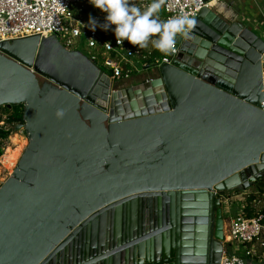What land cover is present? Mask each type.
I'll return each instance as SVG.
<instances>
[{"label": "water", "instance_id": "water-1", "mask_svg": "<svg viewBox=\"0 0 264 264\" xmlns=\"http://www.w3.org/2000/svg\"><path fill=\"white\" fill-rule=\"evenodd\" d=\"M262 14L204 8L122 87L57 36L0 43V107L23 106L29 141L0 183V264H220V196L264 179Z\"/></svg>", "mask_w": 264, "mask_h": 264}, {"label": "built area", "instance_id": "built-area-1", "mask_svg": "<svg viewBox=\"0 0 264 264\" xmlns=\"http://www.w3.org/2000/svg\"><path fill=\"white\" fill-rule=\"evenodd\" d=\"M87 0H0V43L11 42L34 36H57L61 44L68 50L74 51L86 46L85 54L94 64L110 73L115 80L130 79L137 71L133 65L134 58L139 56L146 71L171 64L178 54L179 43L184 37L178 34L176 51L165 55L161 62L152 59V54L144 55L128 43L117 44L116 38L97 28L92 31L86 23L76 17H70L72 8L81 6ZM222 0H161V9L165 21L181 15L194 21L188 28H193L204 8H211ZM264 27V23H263ZM264 40V31H262ZM111 45V47L109 46ZM264 75V53L262 55ZM264 111V83H263ZM3 128V125H0ZM4 129V128H3ZM4 131H9L4 129ZM5 139L0 138V149L3 155L6 150L2 147ZM0 156V158L2 157ZM231 194V191L221 197L223 207L228 214L234 211L224 228L223 253L220 264H233L235 257L241 264H261L264 262V211H254V201L257 195L242 190ZM218 197V193L215 192ZM249 212H253L252 216Z\"/></svg>", "mask_w": 264, "mask_h": 264}, {"label": "clouds", "instance_id": "clouds-1", "mask_svg": "<svg viewBox=\"0 0 264 264\" xmlns=\"http://www.w3.org/2000/svg\"><path fill=\"white\" fill-rule=\"evenodd\" d=\"M89 3L106 14L103 24H98L90 17L88 25L92 26V31L97 27L105 32L113 30L117 44H123L127 40L133 46L144 48L151 42L152 46L164 55L176 51V36L180 34L187 38L188 28L194 23L183 15L161 22L158 18L161 0H152L144 10L130 0H89ZM109 46L111 47L110 44ZM233 264L241 262L234 257Z\"/></svg>", "mask_w": 264, "mask_h": 264}, {"label": "rangeland", "instance_id": "rangeland-1", "mask_svg": "<svg viewBox=\"0 0 264 264\" xmlns=\"http://www.w3.org/2000/svg\"><path fill=\"white\" fill-rule=\"evenodd\" d=\"M130 2L137 5V6H141L142 10H144V9H146L147 5H149L152 2V0H130ZM70 17H76L79 20H81L82 22L86 23L87 25L89 24V19L91 17V18L95 19L98 24H103V23H105L106 14L101 12L99 9L94 8L89 3V0H87L85 4H83L79 7L72 8V10L70 12ZM158 18H159V20H161V18H162V16H160L159 12H158ZM88 26H91V25H88ZM247 26H249V23H247ZM112 28L114 29L115 26L113 25ZM97 29L100 32L103 31L100 27H97ZM253 29L257 30L256 34L260 38H262V31H264V27H259V29H255V27H253ZM107 32L110 33L113 38H116L113 30L110 29ZM155 38L156 37H153L152 39H155ZM176 42H179V39L177 36H176ZM135 48L137 50L142 51L143 53H145V52L146 53H152V59L158 60L159 62H161L163 57L165 56L164 54L157 51L152 46L151 42L148 43L147 47L140 48L138 46H135ZM78 51L86 54L87 53L86 46L82 45L81 47L78 48ZM141 61L142 60L139 56L134 58V64L133 65L136 67L137 71L133 74V76H139L142 73H143V75H142L143 77H145L147 75ZM149 73H154V71L151 70L150 72H148V74ZM8 116H9V114H7L4 110H0V125H3L4 129L9 130V138L3 140L2 147L5 150H7L8 148H11L12 150H17L18 151V153H17L18 160H17V163L14 166H12V170H10L8 168H5V166L2 165V157L3 156L0 158V183L6 182L8 180V178L11 177V175L13 174L14 170L16 169V167L19 163V160L21 159L25 149L27 148V146L29 144L28 136L25 133L24 129H18V125L11 124L10 122H8V120H7ZM249 189H247V190L250 191L251 193L252 192L253 193L254 192L259 193V195L257 196V198H258L257 205H258L259 209L264 211V196H262L264 194V186L253 184V186H251V188H249ZM242 190H243L242 188H238V189L234 190V192H231V194H234L237 192H243ZM233 216H235L234 211L232 213L228 214V211H225V209L223 207L224 225H227L230 217H233ZM261 264H264V262H262Z\"/></svg>", "mask_w": 264, "mask_h": 264}, {"label": "crops", "instance_id": "crops-1", "mask_svg": "<svg viewBox=\"0 0 264 264\" xmlns=\"http://www.w3.org/2000/svg\"><path fill=\"white\" fill-rule=\"evenodd\" d=\"M244 2L245 4H247L248 5V3H249V0H222V1H220V2H218L217 4H213V6L211 7V9H217V8H221V10H225V8L227 7V5H231V4H233V5H235V6H237V4L239 3V2ZM262 15H264V14H262ZM259 16L255 21H263L264 20V16ZM161 22H162V18H161V20H160ZM255 21H254V26H255ZM253 26V27H254ZM153 38V37H152ZM133 48H135V46H133V45H131ZM136 49V48H135ZM152 54V53H151ZM144 55H150V54H148V53H144ZM133 64H134V61H133ZM152 70V68H149V69H147L145 72L147 73V75H149V76H153L152 75V73H149L148 74V72H150ZM153 71L155 72L156 71V69H153ZM142 75H143V73L141 74V75H139V76H132L130 79H120V80H117L118 81V84L122 87V86H131V85H136V84H139V82H140V80H141V78H142ZM250 190V189H249ZM248 193H250V194H255V195H259V193L258 192H250V191H248ZM257 196H255L253 199H251V201H254L255 203H254V207H255V212L256 211H263V210H261V209H259L258 208V205H257V200H258V198H257ZM262 196H264V195H262Z\"/></svg>", "mask_w": 264, "mask_h": 264}, {"label": "trees", "instance_id": "trees-1", "mask_svg": "<svg viewBox=\"0 0 264 264\" xmlns=\"http://www.w3.org/2000/svg\"><path fill=\"white\" fill-rule=\"evenodd\" d=\"M159 13H160V16H162V22L165 21V14L161 8L159 10ZM0 110H4L7 114H9L7 120L11 124H15V125L23 124L24 108L22 105H15V106H12L11 108H8L7 106L6 107H0ZM0 138H2V139L9 138V131L6 132V131H4L3 128H0ZM2 155H3V151L0 149V156H2ZM255 184L260 185V186H264V179L257 181ZM253 198H254V195L251 199H253ZM252 214H253V212H249L250 216H252Z\"/></svg>", "mask_w": 264, "mask_h": 264}, {"label": "bare ground", "instance_id": "bare-ground-1", "mask_svg": "<svg viewBox=\"0 0 264 264\" xmlns=\"http://www.w3.org/2000/svg\"><path fill=\"white\" fill-rule=\"evenodd\" d=\"M20 137V136H19ZM18 137V138H19ZM13 138V137H12ZM12 142V141H11ZM18 145V144H17ZM18 151L12 150L11 148H8L2 157V165L5 166V168H8L12 170V166H14L17 163L18 160ZM2 168V167H1ZM2 172V171H1Z\"/></svg>", "mask_w": 264, "mask_h": 264}]
</instances>
